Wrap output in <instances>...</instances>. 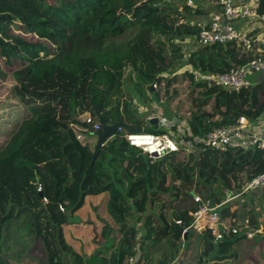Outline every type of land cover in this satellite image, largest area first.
Returning <instances> with one entry per match:
<instances>
[{
    "label": "trees",
    "instance_id": "obj_1",
    "mask_svg": "<svg viewBox=\"0 0 264 264\" xmlns=\"http://www.w3.org/2000/svg\"><path fill=\"white\" fill-rule=\"evenodd\" d=\"M161 1L0 0V69L12 70L17 96L31 112L0 150V264L20 258L31 224L29 210L34 211L33 230L47 252L46 264H130V256L135 264H170L196 235L205 245L219 244L220 250L214 251L215 245L209 255L214 261L227 258L225 252L242 240V236H227L215 241L208 232L190 229L182 241L185 234L179 231L190 224L191 212L197 209L195 193L222 204L224 215L232 208L253 207L254 200L247 202L251 190L244 191L243 185L264 171V150L220 152L197 147L187 161L183 151L153 158L116 134L94 163L72 165L71 158L79 155L69 153L71 124L95 106H101L107 122L114 123L119 104L129 126L144 128L147 120L154 130L125 92L126 80L135 78V92L144 103L160 97V89L151 92L149 86L173 71L176 55L184 56L183 45L176 44L169 57V43L161 35L185 39L198 33L190 21L179 23L178 14ZM259 10L264 12V0ZM17 31L35 35L39 41H28ZM129 32H134L130 39L118 40ZM256 56L234 43L199 44L182 66L223 73ZM172 73L171 78L160 76L157 86L160 83L161 89L173 92L165 105L174 111L172 102L179 89L173 86L186 81L192 105L189 113L173 117L188 118L194 134L232 125L240 116L255 123L264 118V77L248 88L229 91L194 81L188 70ZM86 147L90 152V145ZM234 176L236 192L228 199L224 192L231 191ZM253 190L264 192V187ZM103 193L109 195L107 210L119 226L120 238L115 241L114 230L106 223L93 263L92 257L86 260L65 240L62 225L82 208L88 195ZM252 212L249 220L258 228V217ZM168 217L176 226L170 232ZM257 235L263 236L264 231L249 239ZM17 242L21 244L17 255L8 254L7 247Z\"/></svg>",
    "mask_w": 264,
    "mask_h": 264
},
{
    "label": "rangeland",
    "instance_id": "obj_2",
    "mask_svg": "<svg viewBox=\"0 0 264 264\" xmlns=\"http://www.w3.org/2000/svg\"><path fill=\"white\" fill-rule=\"evenodd\" d=\"M210 0H193V6H186L187 0H162L161 3L168 7H172V9L178 14L179 23H183L186 21L187 15H190L191 10L194 8V5L197 3L199 6H203V4H207ZM191 8V10H190ZM193 13V12H192ZM188 18V17H187ZM183 21V22H181ZM16 32V31H15ZM17 33L21 34L26 40L28 41H39V38L32 34H26L21 31H17ZM134 32H129L121 37L118 38L119 41H126L133 36ZM172 33H164L162 34V38L167 40L169 43L170 50L166 53L169 57H173L171 54V50L173 47H176V44H182L183 47L181 49L183 57L176 55L175 57V66L173 71H167L164 73L166 78H171L172 72L179 70L178 72L181 73V68L185 67L182 66L183 63H186V57L190 55V53L196 50L199 47L196 35L192 38L185 37V39L179 37H172ZM196 38V39H195ZM46 44L45 41H42ZM174 43V44H173ZM48 45V43H47ZM176 74V73H174ZM183 74V73H182ZM259 76V75H258ZM154 81L158 84V78ZM260 77V76H259ZM188 81V80H187ZM186 82V81H185ZM184 82V83H185ZM178 84L177 87L179 89V95L176 99L173 100L172 110L168 111L167 106L165 105V101L168 99L169 96L173 95V92L170 90V93H167L166 88L161 89L158 86H153L155 90L160 89L161 96H155L152 100H148L149 103H144L143 99L140 98L139 94L135 92L136 82L135 78L132 77L131 79L127 78L125 92L128 94L129 98H132V103L136 107L137 112L140 115L147 119L150 115H156L157 118L160 119V123L155 124L153 123L152 126H155L154 130H150V125L148 126V121H144L145 125V132L149 133H168L169 128L168 124L171 121H178L180 122H189L187 121L188 118H174L178 112L180 113H189V107L192 105V102L189 100L188 96H190L191 91L190 87L186 84ZM17 84V80L13 76L12 70L9 68H2L0 69V150L5 146L6 142L11 137L12 133L18 130L21 126L24 119H27L31 112L27 108V106L18 98L15 85ZM129 92V93H128ZM148 95V91H146ZM157 94V93H155ZM182 100L183 104L179 107L178 102ZM209 110L211 108H208ZM176 113V114H175ZM175 119V120H173ZM171 125V124H170ZM75 128H71V134L73 135L71 139V145L69 146V153L72 155H79L80 157H84L81 159L79 156L75 158L74 156L71 158L72 165L74 167L78 166H87L91 160L89 156V152L86 147V143L90 136V125L87 123L82 122H75ZM77 130H81L83 133V138L78 140L76 138ZM174 130H178L177 126H173ZM92 143H90V149L94 150L95 145L97 143L98 137L97 135H93ZM201 147V146H199ZM191 158V157H190ZM189 158V160H190ZM128 159V158H127ZM134 157H131L130 160H133ZM185 160L187 161L188 158L186 157ZM192 161L194 158L191 159ZM240 176V174H238ZM237 180L234 176L232 179V188L231 191H225L224 193L228 196L226 198L230 199V195L235 193ZM247 185V183H246ZM264 187V186H263ZM245 188V184L243 185V189ZM260 188L259 190H262ZM263 192V191H261ZM254 193V190H251V194H247V202L250 203L254 200L253 207H244V208H232L228 210L229 216L231 213L234 214L239 220H244L250 218L253 214L252 211L256 212V216L258 217L259 223L264 228V192ZM157 195V194H155ZM109 199V195L107 193H103L100 195H88L86 197V202L76 214L70 219L66 221L63 225V235L68 243H70L77 251L82 248L87 255L92 254L97 247L99 246V236L102 233L103 226L108 223L114 230L113 236L116 238V242L120 238L119 233V226L114 222L112 217L110 216L107 210V201ZM34 211L29 210V219H30V226L27 231V242L26 245L20 252V258L14 256L9 260V264H46L47 260V252L44 246L42 245V241L40 238L36 237V234L33 230L32 225V218H33ZM172 214V213H171ZM172 217V215H171ZM168 217L169 221V228L168 232L172 231L176 226L174 220ZM70 221H73L69 223ZM187 227V226H186ZM186 227H182L179 231V234H185L184 238L181 240L184 241L187 239V232L184 233V229ZM264 230V229H263ZM200 232V231H197ZM166 234V233H165ZM257 238L248 239V240H241L240 242H236L232 245V251L227 250L225 252L226 255H229L227 258H217V260L210 261V254H212L213 246H218L216 248L217 251L219 248V244L215 242L212 245H205L203 239H200L197 235L194 238L190 239V243L181 249L177 258L171 262L170 264H264V235L260 236L257 235ZM181 240H174L176 242H180ZM87 245L88 249H84V246ZM21 244L17 242L11 247H7L8 254H16V250H20ZM100 249V248H99ZM98 250V249H97ZM100 250H103L102 247ZM108 250L106 252V256L109 255ZM219 254H222L219 252ZM91 256V255H90ZM87 256V257H90ZM91 261L95 263L96 259L94 256L91 258Z\"/></svg>",
    "mask_w": 264,
    "mask_h": 264
},
{
    "label": "built area",
    "instance_id": "obj_3",
    "mask_svg": "<svg viewBox=\"0 0 264 264\" xmlns=\"http://www.w3.org/2000/svg\"><path fill=\"white\" fill-rule=\"evenodd\" d=\"M218 4L221 8L219 12L213 14L210 19H204L195 24L198 30L196 34L198 43L201 46L234 43L238 47L255 51L257 56L246 64L235 66L223 73H205L190 66H185L180 71L188 70L193 75L194 81L204 82L208 87L217 86L229 91H238L255 83L252 76L264 73V39H261L258 33L260 25L264 24V12L259 10L260 0H218ZM186 6H193V0H187ZM241 21L246 22V28L237 26V23ZM153 84L157 86L156 82ZM155 117L156 115H150L148 119L153 120ZM86 123L90 125L91 131L86 143L89 145L92 143L91 137L97 135L96 132L102 129V125L98 117L93 118L92 113ZM174 125L178 130L173 129ZM71 127L75 128L74 123ZM168 128V133H149L145 132L144 128L140 132H131L119 126L117 134H120L129 146L153 158H162L183 151L189 159L197 152L199 146L220 152L239 148L264 150V118L255 123L246 116H240L234 124L218 126L204 134H194L189 129V122L186 121L184 123L171 121ZM76 131V138L81 140L82 131L77 129ZM246 183L244 191L264 186V171ZM193 198L197 203V209L191 212V222L184 232L188 229L208 232L215 241H220L227 236L251 238L264 229L263 226L252 227L249 219L239 220L233 214L224 215L221 212L222 204L205 199L199 193H195ZM129 261L130 264H135L136 259L130 256Z\"/></svg>",
    "mask_w": 264,
    "mask_h": 264
},
{
    "label": "water",
    "instance_id": "obj_4",
    "mask_svg": "<svg viewBox=\"0 0 264 264\" xmlns=\"http://www.w3.org/2000/svg\"><path fill=\"white\" fill-rule=\"evenodd\" d=\"M149 89L151 92L155 91L152 85L149 86ZM91 113L95 114L98 117L99 121L101 122L102 129L96 132V134L98 136V140H97V143L95 145V149L91 150L89 148V151H90L89 153L91 156L90 164L95 162V160L97 159V157L101 153L103 146L111 138H113L117 134V130H118L119 126H123L128 131H131V132H140L142 130V127H131L125 122L124 116L120 112V105L119 104H117V107H116L117 121L114 123L107 122V120L105 119V117L103 115V109L101 106H95ZM91 113H85V114L81 115L80 117H78V121H80L82 123H86V121H87V119ZM158 120H159V118L155 117L153 120H151V122L157 124ZM63 201H64V199L62 198L61 202H63ZM181 232H182V229H181Z\"/></svg>",
    "mask_w": 264,
    "mask_h": 264
},
{
    "label": "crops",
    "instance_id": "obj_5",
    "mask_svg": "<svg viewBox=\"0 0 264 264\" xmlns=\"http://www.w3.org/2000/svg\"><path fill=\"white\" fill-rule=\"evenodd\" d=\"M199 10H201V11H199ZM220 10H221V8H220V5L218 4V0H210L207 4H203V6H199V4L197 3L196 5H194V8L190 12V15L191 16L187 15L188 18L186 17V19L188 21H190V23L192 25H195L197 22H199L201 20L210 19L213 14L219 12ZM237 26H239L240 28H246L247 27V24H246L245 21H241V22H238L237 23ZM258 33L260 34L261 39H264V24L263 23H262V25H260L259 32ZM198 44L199 43H197L196 45H198ZM263 77H264V73H259V74H256V75L252 76V80L255 82L256 80L258 81L259 79H261ZM260 226H262V225L260 224ZM64 237H65V235H64ZM248 239L249 238L242 237V240H248ZM65 240H66V238H65ZM84 249H88L87 248V245L84 246ZM97 249H98V247H97ZM97 249L92 254H90L91 256L90 255H87L84 252V250H82V248H80L79 251H77L76 249L75 250L80 255L84 256L86 258V260H88V258L92 257V255L97 251ZM87 256H90V257H87ZM84 263L88 264L87 261L84 262Z\"/></svg>",
    "mask_w": 264,
    "mask_h": 264
},
{
    "label": "clouds",
    "instance_id": "obj_6",
    "mask_svg": "<svg viewBox=\"0 0 264 264\" xmlns=\"http://www.w3.org/2000/svg\"><path fill=\"white\" fill-rule=\"evenodd\" d=\"M97 137H98V136H97ZM89 148H90V147H89ZM63 207H64V206H62V209H63ZM248 219H249V218H248ZM252 227H253V226H252ZM259 227H262V226H259ZM259 227H258V228H259ZM183 228H184V227H183ZM188 230H190V229H188ZM192 230H193V229H192ZM263 231H264V230H263ZM263 231H262V232H263ZM186 232H187V231H186ZM186 232H184V233H186ZM257 233H259V232H257ZM257 233H255V235H256ZM255 235H254V236H255ZM254 236H253V237H254ZM251 238H252V237H251Z\"/></svg>",
    "mask_w": 264,
    "mask_h": 264
}]
</instances>
